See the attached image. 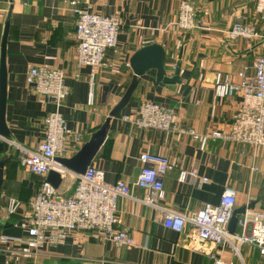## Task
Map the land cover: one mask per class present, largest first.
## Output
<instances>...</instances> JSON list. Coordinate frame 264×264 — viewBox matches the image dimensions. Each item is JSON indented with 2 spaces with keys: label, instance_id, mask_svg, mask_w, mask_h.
Listing matches in <instances>:
<instances>
[{
  "label": "crops",
  "instance_id": "1",
  "mask_svg": "<svg viewBox=\"0 0 264 264\" xmlns=\"http://www.w3.org/2000/svg\"><path fill=\"white\" fill-rule=\"evenodd\" d=\"M90 7L102 15L118 13L121 26L114 48L105 52L100 68L78 66L75 59L74 29L76 16L70 2ZM181 0H0V55L5 21L9 14L6 42V111L8 142L2 141L0 162L3 180L0 190V237L26 235L30 223L28 206L44 177L27 173L17 151L10 143L35 148L44 138L43 119L55 110L52 103H42L25 84L32 66L60 69L69 94L59 112L67 127L81 137L72 143L65 158L73 156L95 133L109 111L117 104L132 79L131 56L142 47L157 44L165 53L166 76L174 75L179 63L178 84H155V70L139 78L129 103L112 118L103 145L92 166L104 173L107 183L118 180L132 184L140 168L141 153L165 156L172 169L163 178L164 209L191 214L205 203L216 205L226 188L236 192L235 208L252 204L264 212V147L208 140L202 145L180 130H192L199 137L212 131H227L241 106V96L234 94L222 101L214 95L216 73L238 82L237 73L250 67L264 54V12L256 9V0H189L197 11L192 31L174 27ZM240 19L254 29L251 39H229L227 32ZM182 49L181 59L178 53ZM93 77L92 87L89 85ZM92 92V101L88 94ZM143 101H150L174 111V130L161 132L141 129L123 122L133 116ZM253 167L258 171L254 172ZM194 169L198 178L178 181L180 171ZM57 189L58 195H72L77 181L66 172ZM207 179L201 182L199 179ZM45 180V179H44ZM135 199L118 198L115 229L126 231L134 240L132 247H115L95 231L73 232L56 245H44L37 255L0 242V264H212L204 252L218 254L229 264H264L258 249L249 244L238 246L235 253L228 244H205L204 250L187 246L190 229L181 232L163 224V212L139 200L145 192L134 188ZM20 206L8 212L9 203ZM243 218L239 217V223ZM238 223L234 234H249L251 224Z\"/></svg>",
  "mask_w": 264,
  "mask_h": 264
},
{
  "label": "built area",
  "instance_id": "2",
  "mask_svg": "<svg viewBox=\"0 0 264 264\" xmlns=\"http://www.w3.org/2000/svg\"><path fill=\"white\" fill-rule=\"evenodd\" d=\"M256 9L264 12V0H256ZM69 5L76 16L74 38L75 59L78 66L100 68L105 52L116 45L121 26L118 13L102 15L90 7L81 8L72 1ZM179 31H192L203 25L197 22V11L189 0H181L173 23ZM229 39H251L254 29L241 23L240 19L227 32ZM238 82L233 84L227 75L216 73L213 80L214 95L218 101L239 93L241 106L234 122L227 131H212L199 137L192 130H180L189 134L194 140L200 138L202 145L208 140H224L246 144L252 147H264V54L257 56L250 67H243L237 73ZM93 77L89 79L92 87ZM28 90L39 97L42 103H52L55 110L47 113L43 119L44 138L33 149L10 143L17 151L18 159L24 170L40 177H45L54 170L61 176L69 172L57 164L56 157L65 158L72 143L81 144V137L71 131L59 112V108L69 94L64 73L57 68L44 65L32 66L25 75ZM92 101V92L88 102ZM123 122L130 126L170 132L174 130V111L169 107L143 101L133 116L123 117ZM3 140V139H1ZM8 142V139H4ZM139 171L132 184L118 180L107 183L102 170L89 166L84 174L72 172L77 181L72 195L61 197L46 180L38 186L30 199V223L25 228L26 235L18 238L0 237V242L7 246H16L31 255H37L44 245L62 243L73 232H98L102 239L115 247H132V237L124 230L115 229L119 222L117 213L118 198L135 199L134 188L145 192L139 201L146 206L163 212V224L176 232L189 227L190 237L187 243L192 250H204L205 244L222 246L228 244L235 253L238 246L249 244L256 247L264 257V212H253L243 217L240 225L251 224L249 234H231L228 223L236 205V192L226 188L216 205L205 203L200 209L185 214L164 209L160 203L164 200L163 178L172 169L171 162L165 156L141 153L138 157ZM254 172L258 171L253 167ZM197 179L194 169L182 170L178 181ZM206 182L207 179H199ZM20 203L11 200L8 212L13 213ZM204 252L212 264H229L213 252ZM240 264H243L242 262Z\"/></svg>",
  "mask_w": 264,
  "mask_h": 264
},
{
  "label": "water",
  "instance_id": "3",
  "mask_svg": "<svg viewBox=\"0 0 264 264\" xmlns=\"http://www.w3.org/2000/svg\"><path fill=\"white\" fill-rule=\"evenodd\" d=\"M11 6L8 11V16L5 21L4 30L1 40V55H0V138L8 139L9 131L5 123V111H6V85H7V71H6V42L9 29V14L11 12ZM182 49L178 53V60L181 59ZM129 67L132 70V79L124 91L123 95L117 102V104L109 111L108 116L100 126V128L91 135L89 140L85 142L80 149L70 158L56 157L54 161L59 164L65 170L74 174L82 175L89 166H92L94 158L97 156L101 146L103 145L105 138L109 130V123L112 118L117 117L118 114L129 103L132 94L137 87L139 78L145 75L150 70H155V84L163 86L165 84H178V68L177 62L174 69V75L172 77L166 76L165 71V53L161 47L157 44H151L142 47L136 51L129 60ZM2 147V141H0V149ZM3 180V163L0 162V190ZM45 180L50 183L55 189L59 188L62 182V177L59 173L51 170ZM1 198V195H0ZM247 209L254 211L252 204L249 206L243 205L238 208H234L231 214V219L228 223V232L234 234L239 223V217L243 218L247 212Z\"/></svg>",
  "mask_w": 264,
  "mask_h": 264
},
{
  "label": "trees",
  "instance_id": "4",
  "mask_svg": "<svg viewBox=\"0 0 264 264\" xmlns=\"http://www.w3.org/2000/svg\"><path fill=\"white\" fill-rule=\"evenodd\" d=\"M190 2H191V1H190ZM119 115H120V114H118L117 116H119ZM33 176H36V175H33ZM36 177L41 178L40 176H36ZM43 180H44V179L41 178V180H40V182H39V185H40V183H41ZM39 185H38V186H39Z\"/></svg>",
  "mask_w": 264,
  "mask_h": 264
}]
</instances>
